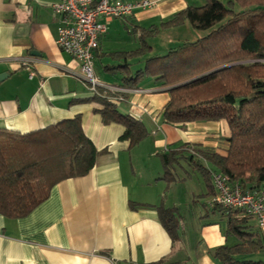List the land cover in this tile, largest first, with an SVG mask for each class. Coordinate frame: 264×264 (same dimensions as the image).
Segmentation results:
<instances>
[{"label":"crops","instance_id":"obj_1","mask_svg":"<svg viewBox=\"0 0 264 264\" xmlns=\"http://www.w3.org/2000/svg\"><path fill=\"white\" fill-rule=\"evenodd\" d=\"M152 1L128 17L100 18L107 31L94 72L100 82L127 89L124 99L114 103L146 129L143 138L130 143L121 138L122 124L103 122L101 103L73 74L77 60L56 45L58 17L52 0H0V131L22 134L79 115L98 151L88 173L58 182L26 216L0 214V264H147L161 259L223 264L215 248L237 242L226 234L224 210L208 208L213 192L207 193L203 175L185 156L177 155L178 164L168 173L162 162L163 153L182 150L183 144L225 155L230 135L226 122L168 123L162 110L169 94L160 82L145 77L133 87L123 86L122 66L128 64L133 73L145 59L206 33L188 21L159 27L205 0ZM153 27L158 32L145 37L146 53L123 57L140 48L141 32ZM24 58H32L30 70L22 66ZM161 208L176 221L177 241L160 217ZM248 224L256 230L252 220Z\"/></svg>","mask_w":264,"mask_h":264},{"label":"trees","instance_id":"obj_2","mask_svg":"<svg viewBox=\"0 0 264 264\" xmlns=\"http://www.w3.org/2000/svg\"><path fill=\"white\" fill-rule=\"evenodd\" d=\"M184 21L206 33L145 59L143 67L133 73L128 64L122 66L123 86L133 87L145 77L160 82L169 94L162 110L168 123L226 122L230 135L225 155L192 146L194 155L191 145L183 144L182 150L162 154L166 172L178 164L177 155L185 156L203 175L208 194L213 189L204 162L230 180L257 186L264 181V0H205L203 5L180 10L159 27ZM157 32L158 27L143 30L142 46L123 57L143 56L145 37ZM100 92L104 94L93 98L102 105L98 111L103 122L122 124L121 138L137 143L146 134L144 124L117 109L111 98L117 93ZM97 153L79 115L22 134L0 131V214L26 216L58 182L88 173ZM223 214L226 234L237 242L215 248L214 255L223 264H264L252 258L264 252V241L257 228H249L251 219L235 211L224 210ZM160 217L172 240L177 241V224L170 211L161 208ZM147 264L177 263L161 259Z\"/></svg>","mask_w":264,"mask_h":264},{"label":"built area","instance_id":"obj_3","mask_svg":"<svg viewBox=\"0 0 264 264\" xmlns=\"http://www.w3.org/2000/svg\"><path fill=\"white\" fill-rule=\"evenodd\" d=\"M152 0H52L51 9L58 17L55 43L58 48L77 60L79 67L73 72L93 95H102L101 90L117 93L115 102L123 100L127 89L99 81L94 72V59L101 37L106 33L105 21L100 18L128 17L137 9L152 6ZM32 58H24L22 66L30 70ZM33 72L29 73L32 78ZM193 153V152H192ZM213 194L207 201L210 209L221 208L235 211L250 218L264 241V181L250 186L241 180H230L216 169H209Z\"/></svg>","mask_w":264,"mask_h":264},{"label":"rangeland","instance_id":"obj_4","mask_svg":"<svg viewBox=\"0 0 264 264\" xmlns=\"http://www.w3.org/2000/svg\"><path fill=\"white\" fill-rule=\"evenodd\" d=\"M227 0H224V2H226ZM153 40H159V38L157 37V38H154ZM192 146H194V145H191V147ZM190 147V148H191ZM191 152H193V154L195 155L196 154V151L193 149V147H192V150L191 149H189ZM206 150V149H205ZM210 173V172H209ZM197 174V176H199L198 175V173H196ZM200 179V178H199ZM193 187H194V184H193ZM252 258L253 259H256V260H262V261H264V252H260V253H258V254H255V255H252Z\"/></svg>","mask_w":264,"mask_h":264}]
</instances>
